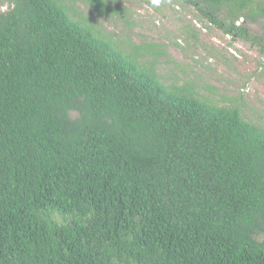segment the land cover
Instances as JSON below:
<instances>
[{
  "label": "trees",
  "instance_id": "16d2710c",
  "mask_svg": "<svg viewBox=\"0 0 264 264\" xmlns=\"http://www.w3.org/2000/svg\"><path fill=\"white\" fill-rule=\"evenodd\" d=\"M3 1L0 264H264V124L244 102L169 80L166 46L76 0ZM173 1L264 55V0Z\"/></svg>",
  "mask_w": 264,
  "mask_h": 264
},
{
  "label": "rangeland",
  "instance_id": "374dc122",
  "mask_svg": "<svg viewBox=\"0 0 264 264\" xmlns=\"http://www.w3.org/2000/svg\"><path fill=\"white\" fill-rule=\"evenodd\" d=\"M76 1L79 12L100 23L113 37L135 44L154 42L166 46L180 65L162 63L160 70L169 80L182 76L195 80L203 93L219 102L239 98L244 102L245 115L264 124V55L254 45L233 40L221 29L200 20L191 8L184 9L173 0H151L152 4L143 0H105L115 8L128 10L131 27L122 22L123 14L99 17L86 7L87 0ZM7 10L8 5L0 0V12ZM247 25L252 34L264 37V20ZM190 31L198 34V44L188 39ZM206 86L217 90L207 92Z\"/></svg>",
  "mask_w": 264,
  "mask_h": 264
}]
</instances>
